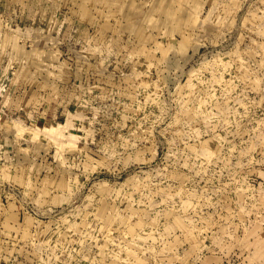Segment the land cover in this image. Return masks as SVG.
I'll return each mask as SVG.
<instances>
[{
    "label": "rangeland",
    "instance_id": "374dc122",
    "mask_svg": "<svg viewBox=\"0 0 264 264\" xmlns=\"http://www.w3.org/2000/svg\"><path fill=\"white\" fill-rule=\"evenodd\" d=\"M0 264H264V0H0Z\"/></svg>",
    "mask_w": 264,
    "mask_h": 264
}]
</instances>
